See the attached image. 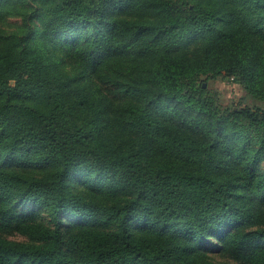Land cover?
I'll return each instance as SVG.
<instances>
[{"label": "trees", "instance_id": "obj_1", "mask_svg": "<svg viewBox=\"0 0 264 264\" xmlns=\"http://www.w3.org/2000/svg\"><path fill=\"white\" fill-rule=\"evenodd\" d=\"M5 22L0 264H264V0H0Z\"/></svg>", "mask_w": 264, "mask_h": 264}, {"label": "rangeland", "instance_id": "obj_2", "mask_svg": "<svg viewBox=\"0 0 264 264\" xmlns=\"http://www.w3.org/2000/svg\"><path fill=\"white\" fill-rule=\"evenodd\" d=\"M0 27L2 29L10 28L8 22L0 23ZM202 84L205 86L209 91L216 93L217 98V105L220 108L223 107H232L238 106L240 98L243 97L244 93L236 83H234L231 79L223 78L221 76L218 77H202ZM257 105L264 108V101L258 102ZM19 209L24 211V213H29L33 211L35 214L38 215L40 220H46V215L44 211L40 210L38 207H33L29 205L19 206ZM11 240L22 241L26 240V237L21 234H13L8 237ZM213 251H206L204 256H201V260L205 264H240L233 259L216 252L217 247H211Z\"/></svg>", "mask_w": 264, "mask_h": 264}]
</instances>
